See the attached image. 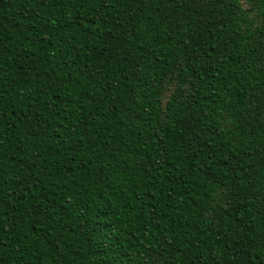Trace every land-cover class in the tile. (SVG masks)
<instances>
[{
	"label": "trees",
	"instance_id": "obj_1",
	"mask_svg": "<svg viewBox=\"0 0 264 264\" xmlns=\"http://www.w3.org/2000/svg\"><path fill=\"white\" fill-rule=\"evenodd\" d=\"M0 264H264V0H0Z\"/></svg>",
	"mask_w": 264,
	"mask_h": 264
}]
</instances>
